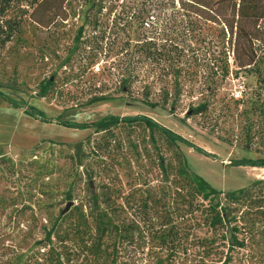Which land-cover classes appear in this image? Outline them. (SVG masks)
I'll return each instance as SVG.
<instances>
[{
  "label": "rangeland",
  "instance_id": "374dc122",
  "mask_svg": "<svg viewBox=\"0 0 264 264\" xmlns=\"http://www.w3.org/2000/svg\"><path fill=\"white\" fill-rule=\"evenodd\" d=\"M151 1L162 0H77L73 4L75 14L67 21L41 29L27 20L19 41L0 51V86L5 95L0 96V264H38L32 256L35 242L70 202V215L86 216L97 207L94 196L103 209L108 198L115 207L134 208L140 200L149 201L150 195L155 197L153 207L158 211L163 194L166 197L170 193L164 212L180 208L181 199L173 187L179 155L185 158L190 173L221 193L216 201L222 206L225 193L264 180V169L230 165L242 159L264 158V115L260 112L264 110V91L253 74L236 72L229 35L221 33L222 26L188 34L185 29L193 18L168 10L167 0L160 4L170 23L161 41H167L166 49L174 52L177 46L184 71L192 73L180 85L174 107L172 98L163 103L160 89L164 84L154 77L145 79L148 90L136 82L127 93H121L117 78H107L108 71L103 73L117 61L113 52L93 60L82 46L87 30L76 42L86 16L110 24L119 15L123 17L122 11L133 3L142 9ZM174 3L178 9L177 1ZM153 22V18L146 21ZM211 34L218 36L217 48L209 44ZM254 49L257 59L264 45L256 43ZM213 51H223L228 57L229 72L224 78L216 76L215 67L209 63ZM89 61H94L89 67L94 80L89 79L90 74L81 76ZM260 70L264 77V64ZM47 79L55 81L58 89L38 98L39 85ZM168 87L172 94V86ZM146 93L149 102L159 108L152 110L141 104ZM99 94L113 100L85 104ZM198 104H205L207 109L193 115L191 111ZM29 109L33 115L27 113ZM107 116L148 117L183 142L168 147L158 133L153 134V141L151 132L142 125L95 132L91 124ZM69 124L75 127L66 126ZM161 158L166 173H161ZM233 207L232 215L243 218L240 223H264L252 214L241 215L243 208ZM169 219L176 227L184 223L174 212ZM178 230L181 235L186 233L187 241L181 249L176 240L175 252L122 242L116 250L109 247V255L101 259L67 255L65 264H195V242L213 235L205 228Z\"/></svg>",
  "mask_w": 264,
  "mask_h": 264
},
{
  "label": "trees",
  "instance_id": "16d2710c",
  "mask_svg": "<svg viewBox=\"0 0 264 264\" xmlns=\"http://www.w3.org/2000/svg\"><path fill=\"white\" fill-rule=\"evenodd\" d=\"M76 1L0 0V51L14 41H19L21 30L27 20L41 29L67 21L75 14L73 4ZM174 1L167 0L168 3L165 5L168 10L175 11L178 16L184 13L193 18L185 29L188 34L210 30L214 25L222 26L221 33L229 35L228 44L236 72L244 70L247 75L253 74L259 87L264 91V77L260 70V66L264 64V51L256 59L254 49L256 43L264 45V0H176L178 9ZM163 2L164 0L151 1L142 9L133 3V6H128L122 11L123 17L119 15L110 24L86 16L84 24L78 28L75 40L80 42L84 31L87 30L85 34L87 37L82 46L84 50L87 49L93 60L100 54L106 56L113 52L117 61L103 73L108 71L107 78L112 76L117 78L121 93H127L136 82L144 84L143 89L148 90L149 84H145V79L154 77L164 84L160 89L163 96L161 100L165 104L172 98L171 106L174 107L181 92L180 85L186 78H191L192 73L184 71L181 51L177 46L174 52L166 49L167 41L164 43L161 41L160 37L170 24L164 15L166 11L160 7ZM149 18L155 19V22L146 23ZM119 37L122 39L117 44ZM209 44L217 48L218 36L211 34ZM171 46L174 45H169ZM77 49L78 46L75 50ZM208 60L215 67L216 76L224 78L228 74V57L223 51L217 54L213 51ZM93 62L89 61L81 76L90 74V80L96 79L89 68ZM157 69L158 73L155 71ZM142 71L146 72L145 75H141ZM168 85L172 86V94L168 90ZM57 89V83L47 79L39 85V93L36 96L45 98L50 91ZM0 96L5 97L1 92V86ZM144 98L142 105L152 110L159 108L158 104L149 102L148 93ZM110 100H113L111 96L99 94L85 104ZM12 105L18 106L17 102H13ZM206 109L205 104H198L191 112L198 115L204 113ZM260 112L264 115V110L260 109ZM27 113L33 115L30 109ZM121 125H142L151 132L153 141V134L158 133L168 147H177V144L183 142L178 135L145 116H107L91 124V127L95 132L106 133ZM66 126L75 127L74 124ZM159 162L161 173H166L167 168L162 164L163 159L161 158ZM230 165L264 169V158L242 159L230 162ZM175 179L177 183L173 187L181 199L178 204L180 208L167 211L168 214L164 212L165 198L170 193L166 197L163 194V202L158 211L153 207L155 197L150 195L147 196L149 201L140 200L134 208L132 205L127 208L115 207L110 205L108 198L103 203V209H99L98 197L94 196L93 205L97 207L95 210L90 209L86 216L83 213L76 216L70 215L69 211L61 212L49 228H44L43 237L35 242L36 248L32 251V256L38 264H65L67 255L101 259L109 255V247L116 250L117 245L122 242L135 243L143 248L148 246L149 249L175 252L176 240L181 249L187 241L186 233L179 234L178 229L183 227L195 230L205 228L213 235L209 238H198L195 242V264H264V223H240L243 218L238 219L232 215V211L235 210L233 206H236L243 208L241 215L252 214L255 218L258 217L259 221L264 220V180L254 182L247 189L225 193L222 206L216 201L221 193L211 189L202 179L190 173L183 155L178 157ZM171 184L169 183L168 189L171 188ZM172 212L184 223H177V227L175 223H169ZM122 215L126 216L121 217ZM89 218L91 223H88ZM154 220L159 223H154ZM191 220L195 222L193 225L187 223ZM216 255H219L217 259L213 257Z\"/></svg>",
  "mask_w": 264,
  "mask_h": 264
},
{
  "label": "water",
  "instance_id": "95a60500",
  "mask_svg": "<svg viewBox=\"0 0 264 264\" xmlns=\"http://www.w3.org/2000/svg\"><path fill=\"white\" fill-rule=\"evenodd\" d=\"M72 204H73V203H71V202L68 203L67 206H66V208L64 209L63 212L66 213V212L69 210V208L72 206Z\"/></svg>",
  "mask_w": 264,
  "mask_h": 264
},
{
  "label": "built area",
  "instance_id": "2783aa9c",
  "mask_svg": "<svg viewBox=\"0 0 264 264\" xmlns=\"http://www.w3.org/2000/svg\"><path fill=\"white\" fill-rule=\"evenodd\" d=\"M239 97H241L240 95H238Z\"/></svg>",
  "mask_w": 264,
  "mask_h": 264
}]
</instances>
